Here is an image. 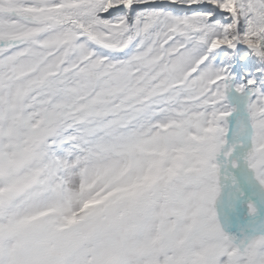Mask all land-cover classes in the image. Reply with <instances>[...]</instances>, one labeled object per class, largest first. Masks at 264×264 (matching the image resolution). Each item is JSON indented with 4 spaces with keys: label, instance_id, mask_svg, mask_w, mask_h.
Wrapping results in <instances>:
<instances>
[{
    "label": "snow or ice",
    "instance_id": "snow-or-ice-1",
    "mask_svg": "<svg viewBox=\"0 0 264 264\" xmlns=\"http://www.w3.org/2000/svg\"><path fill=\"white\" fill-rule=\"evenodd\" d=\"M0 264H264V0H0Z\"/></svg>",
    "mask_w": 264,
    "mask_h": 264
}]
</instances>
